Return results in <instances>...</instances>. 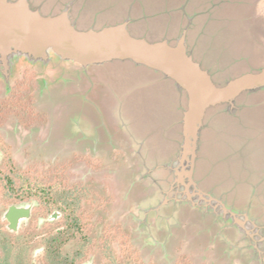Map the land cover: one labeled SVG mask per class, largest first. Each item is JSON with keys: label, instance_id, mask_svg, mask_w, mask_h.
<instances>
[{"label": "water", "instance_id": "water-1", "mask_svg": "<svg viewBox=\"0 0 264 264\" xmlns=\"http://www.w3.org/2000/svg\"><path fill=\"white\" fill-rule=\"evenodd\" d=\"M231 4L0 0V79L8 83L28 65L46 72L52 82L82 81L83 88L75 93L85 100L96 85L97 102L90 101L98 117L72 118V130L79 133L77 140H89L92 149L107 151L104 146L111 145V152L119 142L124 145L131 161L129 189L139 183L145 190L135 199L137 225L146 228L150 244L166 249L196 221L194 233L206 232L207 243L215 247L218 242L219 251L242 255L247 264H264V198L259 209L250 205L258 198L251 193L255 186H264L263 144L256 140L264 129L250 128V136L233 129L256 126L252 111L258 102L249 97L264 91V63L222 74L247 58L238 53L221 64L227 48L222 53L213 49L214 25ZM161 18L160 34L149 38L143 27ZM125 63L154 76L126 87L118 85L128 84L123 79H116L119 87L104 80L106 66ZM38 81L44 86L47 79ZM161 81L171 88L169 118L158 117L153 127L135 124L126 100ZM121 129L126 133L120 137ZM21 210L11 207L4 215Z\"/></svg>", "mask_w": 264, "mask_h": 264}, {"label": "rangeland", "instance_id": "rangeland-1", "mask_svg": "<svg viewBox=\"0 0 264 264\" xmlns=\"http://www.w3.org/2000/svg\"><path fill=\"white\" fill-rule=\"evenodd\" d=\"M54 2L55 0H48V5H53ZM230 2L232 4L225 7L226 14H222L223 16L225 15V18L220 19L214 25L217 27V31L213 38V49L215 50L214 52L222 53L223 50L221 48H227L226 55L222 54L220 59L221 64L225 63L230 55L238 53H242L247 58L242 59L243 63L237 69L229 67L222 74L238 73L248 68L249 64L256 66L264 63V0H230ZM107 17L111 19L113 15L108 14ZM161 21L162 18L156 21L149 20L143 27L149 38H154L160 34L163 28ZM230 50L231 53L227 54ZM196 55L199 57L200 53H196ZM26 69L35 75L33 82L34 107L37 112L44 113L46 117L42 127L27 134L28 139L36 138L37 140L31 142L38 145V149L35 148V151H31L28 159L32 160L41 153L48 155L44 157L45 160L47 158L51 159L53 156H60L61 163H71L68 167L70 174H74L78 179L86 182L92 181V185L98 191L107 193L108 196L112 197L109 205L110 217L123 221L125 231L129 234V241L138 249L142 261L155 264H247L246 258H242V255L234 257V252L219 251L217 249L218 242H216L215 247L207 243L208 236L206 232L202 231L199 234H195L194 231L197 230L196 221L194 224L192 223L193 225L190 224V226L185 227L182 232L179 231V235L176 234L170 240L166 249L160 248L159 245L150 244L148 237L144 233L146 228L142 225H137V218H139L137 216L140 213L137 212L135 199L139 194L144 193L145 190L139 183L134 184L129 189L130 176L128 170L131 161L128 155L124 153L126 150L124 145L119 142L117 148L111 152L109 150L111 145L104 146L107 147V151L99 147L92 149L87 145L89 140H77L79 133L77 130H75L76 133L72 130V118L75 119L77 117L83 120L89 115L98 117V110L91 102L92 100L97 102L99 94L96 92V85L88 95L91 101L85 100L79 93H75L76 90L83 88L82 81L79 85L78 81L75 80L66 84L59 83V81L52 82V77L46 75V72L43 74V71L35 67L23 65L17 77L11 79L8 83L0 79V100L4 98L5 87L7 86V91H9L10 85L21 78ZM104 73V80L108 83L111 82L114 86L117 85L116 79L118 78L126 80L125 82L129 81L128 84L119 83L120 87H126L129 84L133 85L139 80L154 76V74L142 68L133 67L126 63L106 66ZM43 77L47 79L44 86L38 81ZM213 78L217 81L215 77ZM66 80L69 81V77ZM170 94L171 88L167 81L153 84L138 93L130 95L125 103L126 111L135 124H147L153 127L158 117H166L165 115L167 114L169 118L167 108L169 101H171ZM164 98H167V103ZM249 101L258 102L257 107L252 111L253 114H256L254 123L256 126H250L246 129L238 126L233 128L237 134L244 136H250V133H248L250 128L254 130L264 129V91L250 95ZM16 112L17 109L2 116L7 118L6 121L8 123L10 121L14 123L16 119L19 120L18 116H20V114L16 115ZM254 130L250 132L253 133ZM124 132L121 129L119 136L121 137ZM3 134H5L3 131L2 133L0 132V138H5ZM37 135L39 136L36 137ZM15 140L13 142L15 145H12L13 150L9 149V151L19 158V155L22 157L20 153L21 147H19L17 139ZM256 140L258 143L263 144V152L260 155L264 157V130L262 135L258 136ZM10 144L9 142L7 143L9 146ZM220 144L223 145L224 143L220 142ZM222 148V150L225 149L224 146ZM74 156L82 161L77 160ZM85 157L86 159L87 157L91 159L92 163L85 165ZM20 161L17 164H19V167H24L26 161L22 163ZM30 162L32 161L28 163ZM192 213L196 214L194 211ZM197 223L208 224V220L197 219ZM190 237L192 238L190 239ZM183 256H187V259L183 258Z\"/></svg>", "mask_w": 264, "mask_h": 264}, {"label": "flooded vegetation", "instance_id": "flooded-vegetation-1", "mask_svg": "<svg viewBox=\"0 0 264 264\" xmlns=\"http://www.w3.org/2000/svg\"><path fill=\"white\" fill-rule=\"evenodd\" d=\"M34 77L33 72L24 70L22 77L10 85L9 91L7 86L5 87L4 98L0 100V132L5 133V138H0V264H50L47 248L51 241H54V246L59 247V238L65 235L67 221L63 210L55 203L45 201L50 198L43 193L44 189L60 191L75 187L77 193L82 195L79 196L80 208L77 211L83 213V231L90 236L95 235L96 250L101 248L100 236L107 235L109 227L125 230L122 220L110 217L109 205L112 197L98 191L92 181L86 182L70 174V162L61 163L60 156L45 160L44 157L48 155L44 153L38 154L32 160L28 159L31 151L38 149V145L31 142L37 139H28L27 134L42 127L46 118L44 113L36 111L33 104ZM15 109L16 115L20 114L19 120L8 123L7 118L2 115ZM15 139L21 147L22 157L19 155V158L22 161L9 151L13 150ZM8 142L11 143L10 146L7 145ZM77 160L82 161L80 158ZM19 161H26L24 167H19ZM29 161L32 162L28 163ZM87 163H92L88 157L85 165ZM73 200L72 195V203ZM11 207L22 210L16 215H4ZM70 236L61 246V250L71 251L76 248L79 238L72 235V232ZM112 236L114 238L111 244L116 247L115 255L121 256L123 253L119 244L123 235L112 231ZM90 248L88 245L86 249ZM83 255L84 258L79 259L80 264H107L103 260L100 261L94 249ZM183 258L187 259V256Z\"/></svg>", "mask_w": 264, "mask_h": 264}, {"label": "trees", "instance_id": "trees-1", "mask_svg": "<svg viewBox=\"0 0 264 264\" xmlns=\"http://www.w3.org/2000/svg\"><path fill=\"white\" fill-rule=\"evenodd\" d=\"M44 194L48 196L50 199H45L48 203H55L61 210L64 212V217L67 221V229L65 235L59 238V247L54 246V241H51L49 247L47 248V255L50 264H80L79 259L84 258L83 253L87 255L90 252V249L95 250L98 253V257L101 260L105 261L107 264H150L142 261L138 249H136L129 241V234L127 231L116 227H109L108 233L105 236H100L101 248L95 249V235H88V233L84 232V226L81 224L83 220V213H79L77 209L80 208V197L81 194H78L75 190V187L72 188H64L60 191L57 190H43ZM72 195L74 196V200L72 203ZM45 197V196H44ZM77 211V214L75 212ZM79 213V214H78ZM75 229V231L73 230ZM74 231V232H73ZM112 231L116 234H122L123 240L119 244V249L123 253L121 256L115 255L116 247H113L111 244V240L114 238L112 236ZM79 238L77 241V245L75 249L71 251H63L61 250V246L63 243L70 239V233ZM90 245V249H86L87 246ZM85 247V248H84ZM123 257V258H122Z\"/></svg>", "mask_w": 264, "mask_h": 264}, {"label": "crops", "instance_id": "crops-1", "mask_svg": "<svg viewBox=\"0 0 264 264\" xmlns=\"http://www.w3.org/2000/svg\"><path fill=\"white\" fill-rule=\"evenodd\" d=\"M263 184L261 183H259V184H257L256 186H255V188H254V190L251 192L252 194L253 193H255V194H257L256 196L258 197L256 200H255V202H253L252 200H250L249 202L251 203L250 205H251V208L253 209V210H256V209H259V205H262V200H261V198L263 199L264 197V186H262ZM254 187V186H253Z\"/></svg>", "mask_w": 264, "mask_h": 264}]
</instances>
